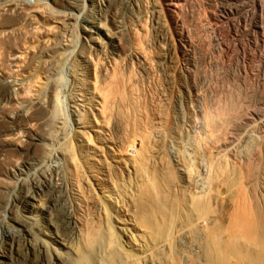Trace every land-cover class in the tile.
<instances>
[{"label":"rangeland","instance_id":"1","mask_svg":"<svg viewBox=\"0 0 264 264\" xmlns=\"http://www.w3.org/2000/svg\"><path fill=\"white\" fill-rule=\"evenodd\" d=\"M245 1L181 0L175 7L168 0H0V39L12 41L3 47L10 52L0 48V78L13 85L12 99L0 101V145L37 151L27 157L0 153V160L12 159L4 164L10 175L0 180V243L11 234L14 199L48 178L60 181L66 209H74V195L82 188L77 181L90 178L93 184L78 131L96 144L94 131L102 129L108 149L126 159L143 153V136L149 144V166H138V174L125 168L111 174L126 188L142 184L152 168L162 177L175 211L169 210L170 218L163 209L159 214L172 222L173 235L160 244L157 261L204 264L196 220H184L193 196L201 203L204 226L213 225L206 221L212 212L218 217L215 234L242 194L237 190L250 195L249 169L264 182V37L240 34L244 24L237 30L238 16L251 10ZM101 8L105 20L86 21V12L94 18ZM32 42L42 53L34 59ZM102 99L110 105L105 118L96 114ZM35 113L40 117L32 120ZM2 122L9 124L8 135ZM86 206L84 216H98L95 207ZM114 207L136 216L127 201Z\"/></svg>","mask_w":264,"mask_h":264},{"label":"bare ground","instance_id":"2","mask_svg":"<svg viewBox=\"0 0 264 264\" xmlns=\"http://www.w3.org/2000/svg\"><path fill=\"white\" fill-rule=\"evenodd\" d=\"M168 1L171 5L180 7V3L178 5V2L181 0ZM245 3V8L251 7V10H249V12L246 10L248 13L245 11L247 14H241L244 15L241 18L238 16L239 23L235 25L237 30L242 29L243 26L241 24H244L245 27L243 30H240L239 33L242 32L247 36L253 31L257 36L263 34L262 37H264V0H247ZM11 5L12 4L7 6L10 7ZM240 5H243V2ZM106 7L107 5L105 8ZM105 12V9L102 10L101 8L97 11V14L94 15V18L91 14L86 12V21L93 22L96 19L103 21L107 16ZM58 18L60 19V17ZM9 19L6 21L4 18L6 22H9ZM13 19L15 20V17ZM235 22H237V20ZM11 23L13 22H10V24ZM134 33H132L133 36L135 35ZM185 37L186 35L181 33L180 38L183 40ZM9 39H0V48H5V45L11 47L9 43L12 41ZM89 39L94 43L100 42L94 34H90ZM36 44L38 45V43ZM7 47L5 49H7ZM35 47L33 42L28 47L31 50L30 52H32L30 56L33 59L41 53V50L40 53H37L36 50H34ZM54 49L55 48H49V51L52 52ZM238 51H240V48ZM7 52L10 51L7 50ZM42 52L44 53V51ZM237 54H239V52ZM59 57L61 58V56ZM18 58L19 60L23 59L22 56ZM29 73H31V70ZM33 76L34 75H32V79ZM12 89L13 85L0 78L1 102H8L12 99ZM102 103L101 108H97L99 111L95 113L98 116L101 114L102 117H104V113L108 110L110 105L105 99H102ZM94 115L95 114H93V116ZM39 117V113H35L32 116V120ZM99 121H96L97 124ZM2 124L5 127L4 131H2L8 135L7 133L10 131L8 128L9 124L6 122H2ZM97 124L95 123V125ZM99 124L101 123L99 122ZM88 127L90 126H83V129L85 130ZM78 132L81 134V138L84 139L79 145L80 148H82L80 150L84 152L85 158H87L85 159L87 166L93 168V184L90 183V178V181L85 179L77 181L80 182L82 188L77 193V196L74 195L75 197L72 203L74 209L72 208V210L66 209V196L68 195L65 196L64 189L61 183H59L60 181L54 180L55 178L53 181L48 180V178L47 181L45 180V182H42L44 184L43 186L34 187L33 191H22L17 195L10 210V224L12 225L11 234L7 243H0V264H182L180 261H157L160 244H164L170 240L173 235V225L167 217L170 218L168 212L169 210H174V208L169 205L166 199L168 191L166 187H164L162 177L157 174L155 168L151 169L149 178H144L142 184L130 185V188L123 187L114 181L111 174L114 169L123 168L128 170L129 173L138 174V166L143 168L149 166L150 148L146 138L143 136V153L132 159H126L122 157L120 153H112L110 149H108L102 129H95L94 131L98 141L96 144L91 143L90 137H87L84 131L80 130ZM17 149L3 142L2 145H0V153L4 152L6 155L8 154V156L24 155L27 157L28 155L33 156L37 153V151L32 148H28L25 151ZM14 151H19L20 153L18 152L17 154L14 153ZM70 156L68 159L70 166L78 171L79 168L76 161L74 162L75 159ZM109 157L110 160L108 159ZM7 159L8 161L12 160L9 159V157L0 160V180L10 175V173H8V168L4 165H7V163L10 164L6 161ZM80 166L82 167V165ZM246 166L249 167V163ZM171 176H173L172 173ZM76 178L78 177L76 176ZM168 182H170V180ZM248 184V194L250 195H246V193L243 195L245 189L244 191L240 189L242 192L237 190V193L242 194H237L238 199L234 197L231 203L232 208L228 209L229 212L227 211L229 218L227 217V221L224 220L222 224H219V229L215 234L214 231H212V227L218 224V217L212 216L215 215L212 212L206 221L213 225L204 226L205 221L200 217L203 210L201 203L198 201L199 198L196 195L193 196L189 204L191 209L188 210V214L184 220L189 223L196 220L194 232L198 234L197 239L199 238L202 240V248L205 253L204 264H264V182H262L261 176L258 173H254V171L249 169ZM92 188L96 191L95 194H92ZM241 195L242 197H239ZM126 201L136 208V216L128 217V215H125L127 216L125 217L114 207L118 202L121 203ZM83 203L85 207H88L86 204L95 207L94 210L96 209L98 212L96 214H98V216L95 215V218L88 217L89 214L84 216V210L82 211L81 208ZM187 205L188 202L186 204L183 203L184 208H187ZM85 207H83V209ZM162 209L166 211V219L159 216ZM39 216L41 220L38 219ZM104 251L105 254L102 255L101 252ZM189 264H201V262L189 261Z\"/></svg>","mask_w":264,"mask_h":264}]
</instances>
